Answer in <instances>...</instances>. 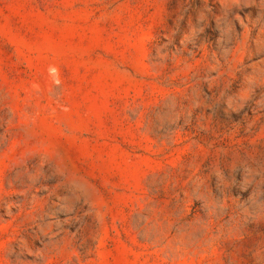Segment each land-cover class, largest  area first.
Returning <instances> with one entry per match:
<instances>
[{
	"label": "rangeland",
	"instance_id": "obj_1",
	"mask_svg": "<svg viewBox=\"0 0 264 264\" xmlns=\"http://www.w3.org/2000/svg\"><path fill=\"white\" fill-rule=\"evenodd\" d=\"M0 264H264V0H0Z\"/></svg>",
	"mask_w": 264,
	"mask_h": 264
}]
</instances>
